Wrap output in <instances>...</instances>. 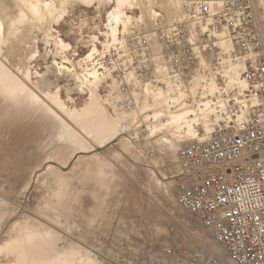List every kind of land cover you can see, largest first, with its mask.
Segmentation results:
<instances>
[{
  "label": "rangeland",
  "instance_id": "1",
  "mask_svg": "<svg viewBox=\"0 0 264 264\" xmlns=\"http://www.w3.org/2000/svg\"><path fill=\"white\" fill-rule=\"evenodd\" d=\"M47 1L56 5L58 14L37 20L36 25L25 32V40L18 43L14 39L3 47L0 58L70 124L62 122L59 115L49 112L43 104L34 102L29 93L26 107L5 103L6 107L1 106L5 109L0 110V241L9 237L11 224L28 220L33 228L51 229L56 234L55 249L72 255L77 264H143L148 258L145 256L147 249L158 254L167 229L178 222L190 231L188 242H194L191 237L197 235L200 228L175 200L176 182L170 172L177 168V158L165 143L155 146L156 154L150 158L127 130L121 137L130 139L133 153L117 144L120 137L110 145L98 147L96 140L83 133L80 124L70 120L67 113L44 94L58 92L67 110H80L90 101V87L81 86L74 72L84 73V66L91 69L86 56L94 46L98 50L106 47L108 15L116 1ZM162 2L152 0L151 4L153 10L162 14L159 18L158 15L151 18L148 10L138 4L126 8L135 18L144 15L146 24L134 22L119 36L130 34L129 31L152 30L157 24H171L169 12ZM259 2L264 15V0ZM2 4L8 8L7 14L1 12ZM0 8L8 31L9 23L18 20L19 10L14 0H0ZM18 27L24 32V25ZM60 39L68 47H63ZM60 65L70 69L59 68ZM28 71L31 77H27ZM105 91L104 86L97 89L102 103L117 117L118 113L105 99ZM75 132L83 135L86 142L90 141L87 144L90 149L96 144L95 149L74 155L81 146L71 140V134ZM81 154L85 156L77 164L76 158ZM39 244L44 251H32L31 254L48 258L50 254L46 248L49 244ZM73 251L77 254L73 255ZM5 257L0 254L1 263L9 260L14 262L12 264H20L12 256Z\"/></svg>",
  "mask_w": 264,
  "mask_h": 264
},
{
  "label": "built area",
  "instance_id": "2",
  "mask_svg": "<svg viewBox=\"0 0 264 264\" xmlns=\"http://www.w3.org/2000/svg\"><path fill=\"white\" fill-rule=\"evenodd\" d=\"M179 1L176 23L119 36L88 61L107 103L138 114L130 136L150 158L158 145L154 108L165 117L188 106L200 116L190 121L196 136L179 142L170 176L177 204L202 233L190 243V231L170 226L159 253L147 249L143 264H264L261 0ZM237 63L240 80L231 70ZM207 116L216 122L200 137Z\"/></svg>",
  "mask_w": 264,
  "mask_h": 264
},
{
  "label": "bare ground",
  "instance_id": "3",
  "mask_svg": "<svg viewBox=\"0 0 264 264\" xmlns=\"http://www.w3.org/2000/svg\"><path fill=\"white\" fill-rule=\"evenodd\" d=\"M14 1H15L17 9L19 10V18L17 21L9 23V25L7 27L8 31H6L5 22L3 20V17H1L2 15L0 16V52L2 51L4 46H8L9 44L14 42L15 40H17L18 43L25 40L26 36H27L25 32L27 30L31 29L33 26H35L37 20H42L47 15L51 16V14L57 13L56 11L58 9L55 7L56 5H53V3L51 1H47V0H14ZM83 1L85 3V2H91L92 0H83ZM115 1H116V5L114 6L112 11L108 15L109 16V19H108L109 22L107 24L108 30H107L106 34L108 35L109 40L107 43H105L106 46H109L112 42H115L116 40H118L119 34L121 32L125 33L129 29V27L134 24V22H136L138 24V22L141 21V24H146V23H144L145 22L144 21L145 20L144 15H141L140 17L135 18L133 15H130L127 13L126 8H133V7H135L134 6L135 4H138L142 8L148 10L149 16L151 18L153 17V15H156V16L160 15V13H157L155 10L152 9V7H151L152 0H140V1L139 0H115ZM63 2H65V1H63ZM162 3L164 4V7L169 12V15H168L169 16V23L172 24L173 23L172 21H179L181 16H182L181 15L182 11H181L180 1L179 0H163ZM61 5L65 6L66 4H61ZM2 6L3 7H2L1 12L4 14H7L8 8L4 4H2ZM61 9H62V7H61ZM61 12L64 13V10H62ZM62 13H61V16H62ZM55 15H53V17ZM161 16H162V14H161ZM49 24H50V22H49ZM20 25H24V27H25L24 32L19 29L18 26H20ZM121 26L123 27V30H121ZM150 27H151V25H150ZM129 33H132V32L129 31ZM96 38L97 37L95 36L94 39H96ZM60 43L63 47H68V44L65 43L61 39H60ZM97 51H98L97 47L94 46L92 51L86 56V59L89 61L93 57V54ZM84 61H85V59H84ZM60 67H65L66 69L67 68L70 69V67H67L65 65H62V66L60 65L59 68ZM231 70L234 71L233 77L235 79L240 80L241 64L237 63L236 65L231 66ZM83 71H84V73H80V74L76 71V72H74V75L76 76L77 80L81 83L80 84L81 86L87 85L88 87H90L91 93H90V101L88 103H86V105L83 106L80 110H77V109L67 110L68 107L64 103L63 99L61 98V96L58 92L55 94H52L51 92H44L45 96H47V98L50 99L52 101V103L57 106V108L65 111L70 120H73L74 123L77 122L78 124H80L81 128L84 130L83 133L85 132L87 134V136H89L93 140H96L97 142L96 141L95 142L97 143L98 147H103V146H106L108 144L110 145L113 141H115L117 138L120 137L119 138L120 140L117 144L120 147H123L127 150L130 149L131 151L130 150L129 151L132 152L133 146H132V142L130 141V139L128 137H121V136L125 131L129 130L130 125L132 126L135 123L136 118H138V114L136 112L118 111L117 117H114L113 115H111V113L108 111L107 107L102 103V101L99 97V93L97 92V89L99 87V83H98V74L99 73H98V71L96 69H88L85 66L83 67ZM24 73H26V72H24ZM26 74H27V77H29V76L31 77V73H29V71ZM48 80H50V79H48ZM40 81H39V83H40ZM46 83H48V82L46 81ZM50 84H52L51 80H50ZM241 86L245 87V84L243 81L241 82ZM47 88H48V86H47ZM0 93H1L0 94V108H2L1 106H3L4 103L9 105V106L11 104H17V106L19 105L22 108L26 107L28 105L26 102V100L28 101V99H26V97H27V93H29L28 94L29 98L31 97L34 102L43 104V106H45L49 112L59 115L57 113V111L55 110V108H53V106L48 104L36 92H34L32 89H30L25 84V82L21 78H19L12 71V69H10V67L7 66L3 62V60L1 58H0ZM33 101H31V103ZM5 107L0 109V110L5 109ZM12 107H14V106H12ZM153 110H154L155 119L151 123V126H152L151 127V135L153 136L152 140L154 142L156 141L158 144H159V142L160 143L161 142L166 143V145L169 147L172 155H175L174 157L177 158V148H178L179 142L182 140H188V139L194 138L196 136V131L190 125V121H193V122L198 121L200 119V116L198 115V113L193 111V109L188 107V106H185L183 109H180L179 111H176V112H173L169 115H166L165 117H162L160 110H156L155 108ZM23 111H24V109H23ZM9 113H11V111H9ZM26 113H28V112H26ZM43 113L44 112H42V114ZM59 116H60L62 122H64L65 124L66 123L70 124L61 115H59ZM145 117H146V115H145ZM12 118H15V116H13ZM12 120H14V119H12ZM205 120H206L205 121V126H206L205 132H203V134L200 137H206L208 135V133L211 132V130L213 129V126L216 122V119L213 116L212 117L207 116V118ZM5 121H6V119H5ZM2 122H4V121L2 120ZM10 122L13 123L12 121H10ZM0 123H1V121H0ZM77 123H76V125H77ZM68 126L71 127V125H68ZM61 130L64 131V128ZM130 131L128 132V134H131ZM68 132H70V131H68ZM75 133H73V134L70 133L71 138H72L71 140L74 139L75 141L73 140L72 142L73 143L75 142V144H79L81 146H79L76 149L77 151H75L74 155L77 154L78 152L89 153L95 149L93 147L96 144H94L92 149H90V146L87 145L88 142H90V141L88 140V142H86V139L83 137V135H81L79 132H77L76 134ZM62 135H65L64 132ZM91 143H89V144L91 145ZM110 151H112V150H110ZM172 155L168 154V157H170V156L173 157ZM82 156H85V155L81 154L80 156H78L76 158L77 164L79 163L78 161H81L80 159L82 158ZM134 156H136V155H134ZM108 164H110V163H108ZM73 168H74V166H73ZM8 231L10 232V233H7V234H10L9 237H4L0 241V254H3L7 257L12 256V258L14 257L15 259H17V261L20 264H77L74 261L72 255L67 254V253H66L67 254L66 255L62 251H57L55 249V244H56V236L55 235L56 234L51 229L44 228V227L33 228L30 225V223L28 222V220L27 221L19 220V221H16L15 223L11 224ZM158 233H159V230H158ZM161 235H162V233H161ZM39 242L41 244L42 243L43 244H45V243L49 244L50 249L46 248V250H48V252L50 254V256L48 258H44V256L41 258H37L36 255L31 254L32 251H38V250L44 251V249H42V246H39L40 245ZM52 247H54V248H52ZM61 250H62V248H61ZM72 253H73V255L77 254L76 251H73ZM7 257H5V258H7ZM1 261H0V264H12V263H14V262L11 263L9 260H7L8 262L4 261L5 263H1ZM89 261L92 262V259H89Z\"/></svg>",
  "mask_w": 264,
  "mask_h": 264
}]
</instances>
